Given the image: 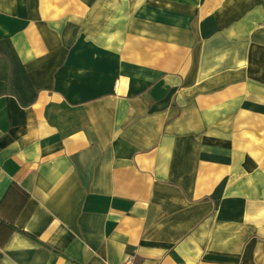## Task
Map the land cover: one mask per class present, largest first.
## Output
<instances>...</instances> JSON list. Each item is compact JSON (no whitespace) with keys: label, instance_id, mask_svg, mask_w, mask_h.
<instances>
[{"label":"crops","instance_id":"0c3cea01","mask_svg":"<svg viewBox=\"0 0 264 264\" xmlns=\"http://www.w3.org/2000/svg\"><path fill=\"white\" fill-rule=\"evenodd\" d=\"M64 1L0 0V264H264V0Z\"/></svg>","mask_w":264,"mask_h":264},{"label":"rangeland","instance_id":"374dc122","mask_svg":"<svg viewBox=\"0 0 264 264\" xmlns=\"http://www.w3.org/2000/svg\"><path fill=\"white\" fill-rule=\"evenodd\" d=\"M58 2H59V0H58ZM61 2L64 3L65 1L64 0H61ZM62 7L64 8L65 6H62Z\"/></svg>","mask_w":264,"mask_h":264}]
</instances>
